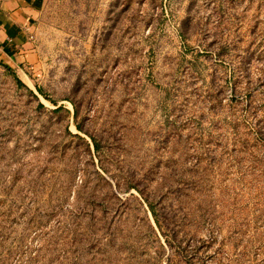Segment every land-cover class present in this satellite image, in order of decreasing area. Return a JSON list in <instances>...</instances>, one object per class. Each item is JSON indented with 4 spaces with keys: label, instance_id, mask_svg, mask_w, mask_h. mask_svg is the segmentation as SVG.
Instances as JSON below:
<instances>
[{
    "label": "rangeland",
    "instance_id": "rangeland-1",
    "mask_svg": "<svg viewBox=\"0 0 264 264\" xmlns=\"http://www.w3.org/2000/svg\"><path fill=\"white\" fill-rule=\"evenodd\" d=\"M24 30L0 264H264V0H44Z\"/></svg>",
    "mask_w": 264,
    "mask_h": 264
},
{
    "label": "crops",
    "instance_id": "crops-1",
    "mask_svg": "<svg viewBox=\"0 0 264 264\" xmlns=\"http://www.w3.org/2000/svg\"><path fill=\"white\" fill-rule=\"evenodd\" d=\"M44 0H0V51L20 47Z\"/></svg>",
    "mask_w": 264,
    "mask_h": 264
},
{
    "label": "trees",
    "instance_id": "trees-1",
    "mask_svg": "<svg viewBox=\"0 0 264 264\" xmlns=\"http://www.w3.org/2000/svg\"><path fill=\"white\" fill-rule=\"evenodd\" d=\"M152 213H154V210L151 208Z\"/></svg>",
    "mask_w": 264,
    "mask_h": 264
}]
</instances>
